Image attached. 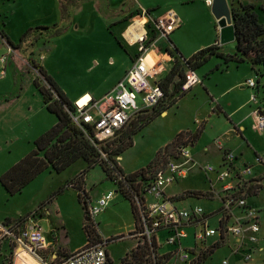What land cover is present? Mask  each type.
<instances>
[{
	"label": "rangeland",
	"instance_id": "374dc122",
	"mask_svg": "<svg viewBox=\"0 0 264 264\" xmlns=\"http://www.w3.org/2000/svg\"><path fill=\"white\" fill-rule=\"evenodd\" d=\"M88 1L89 0H79L80 7L78 8L80 9H75L72 19L65 24L62 23L60 16H58V18L53 17L56 6L52 0H0V26L5 24L8 30L12 33L16 34L25 26L42 22L49 24L52 28L54 26L62 25H65L68 28L65 35L54 38L51 37L50 39H47L45 36L42 38V41L39 42L40 44L38 48L39 50H46V48L49 49V51H43L42 53L45 54L46 60L44 61V58H41L39 55L35 56L37 60L34 56H31L30 59H28L30 55H27L26 60L28 61L29 66L27 67L28 69H25V73L27 72L26 75L21 74L24 71L23 68L27 65L26 60H23V58L18 54L16 55L20 59H17L15 55L12 56L13 52H11L10 55L8 54L9 58L7 62L6 75L4 77L0 76V99L17 96V94L21 92L22 82L24 81L25 84H28L35 76L37 77L36 81H38L40 85L48 87V83L42 77L39 70L34 66V63L39 66H41V64L44 67L46 66V69L50 71L51 75L55 78L58 84L71 94V92L77 93L91 91L94 88H96L98 92H104L111 80L115 78L116 72L122 70L126 65H130L131 61L135 60L134 58L138 54V47H130L127 44H124V40H122L123 37L121 35L124 34L135 22H139V24L144 25L149 23L152 25L153 30H155V25L151 21H156L157 19H150V17H148L150 11H147V13L144 14H141L140 10L134 11L133 6L137 0H123L118 6L112 7L113 9L110 8L111 10L108 11L110 13H112L113 10L114 12L116 11V13L112 14V16L110 15L111 17L115 15V22L111 24L108 23V25L106 23L107 17L101 15L104 11H99L100 8L95 7V10L100 13L99 16H92L91 12L82 10V7H84L82 4ZM260 1L261 0L255 1L256 6H259L261 3ZM95 2H97V4L104 5V8L108 6L107 0H99ZM157 3H159V8L153 11V17H158V15L162 13L164 14V12H166L169 8H175L177 0H142L141 3H138V6L141 8L140 4L147 6L155 5ZM208 9L214 19V25L209 23L205 8L200 4H192L191 6H183L180 8L182 15L187 18V25L177 29L175 33L171 35V41L174 44L175 42L179 44L183 53L176 44L175 46L182 55H188L199 45L207 43L210 38H212L213 32L215 31L218 23H216L217 20L211 12V7ZM132 10L134 12H132ZM257 13L262 15L259 11ZM262 20L264 22V14L262 15ZM76 26H78L79 29H76ZM3 35L5 34L0 31V39L4 38ZM115 37L122 43L125 50L120 48ZM160 44L162 45L163 51V58L160 63V67L162 72H164L169 65L168 57L164 52L165 44L170 46V43L167 39H165L162 40ZM34 47H36V43L32 48ZM233 47H235V45ZM229 49L230 48H226L225 50L229 51ZM159 51L160 49L157 48L156 52ZM22 52L24 53L23 55H25L28 51L26 52L22 50ZM109 56H112L116 61L113 66L108 64L107 59ZM94 59L99 62L98 66H95ZM214 63H216L215 60L198 68L197 74L201 76L204 72H207L212 66H214ZM220 63L225 71L222 74L221 72H216L215 74L210 75L206 83L208 88L215 92L216 96H221V93L225 91V88L236 86L234 87L236 90L232 88L228 91L226 97H221L222 101L224 103L229 102L234 105L237 103L248 104L250 90L246 87L242 89L239 84L244 82L243 80L247 79L248 75H252V79L256 82L259 81L261 85L260 91H257L259 92L257 96L259 101L258 103H255V108L258 104H262V102H264L263 65L258 66L256 70H252L251 73L250 70L252 66L247 62L240 65L231 63L227 69L224 68V63L222 61ZM16 67H18V69H16ZM183 69L185 71V68ZM16 71L19 75V85L18 87H11L9 86L10 77L13 78ZM172 91L174 92L171 93ZM171 92L161 103L162 106L160 108L165 106L168 107L183 97L178 95V89H173V86L171 87ZM211 106L212 101L209 94L203 87H196V89L189 93L187 97H184L178 107L171 108L166 116L157 117L142 131L138 132L131 138V141L133 140V146L126 150L121 157H114L118 166L123 170L124 175L140 173L142 170H145L146 173L150 170L154 171L159 164L163 163L167 159L166 157L169 155V152L174 149L172 147L176 145L173 144L171 147L172 149L166 151L165 148L167 146L164 147V144L169 140H173L176 136H174V134H176L177 130L180 128L192 130L196 127V125H198L199 120L209 119L206 117L211 113ZM153 115L154 113L151 110L147 112L144 111L134 115L132 120L139 116L136 118L138 122L136 126H139L142 122L146 121ZM142 118L143 120H141ZM222 119L226 121L223 117L210 121L207 133L202 137L196 149H193V152L195 153L193 157L196 162L199 161L204 165L210 164L216 168L218 167L219 155L222 150H225L226 148L224 143L226 140L224 136L227 135L228 129ZM132 120L126 126L124 131L128 132V129H131L129 126ZM136 120L134 122H136ZM32 127L34 129V126ZM182 133L184 134L180 137L179 142L176 143L183 144L186 141L192 140L190 139L192 132ZM125 140V142H127L128 138ZM216 141H219L222 144V150H219L215 143ZM261 141L264 142V139H261ZM235 142V144H239L236 140ZM107 145L108 144H101L97 149L101 151V149L105 148ZM24 150V147L20 145L14 146L13 149L2 147L0 149V174L13 165L22 156ZM225 151L227 153L230 152L227 148ZM103 158L104 160H107L105 155H103V157L101 156L102 160ZM79 167L80 165L76 164L73 168L71 167L72 169H68L67 172L65 171L64 174H56L53 170H48L24 188L21 193L15 196H10L0 183V221L4 220L3 215L5 214L11 216V220H16L19 212L23 215L27 212L29 213L33 211L28 215V217L33 216L34 222L40 226L42 224L41 227L44 228V233L48 234L47 224L51 222H53V224H60L59 219L52 215L51 217H44L43 222L40 223L39 218L36 217L41 215V210L43 209L40 204L43 202H51L53 197L56 208L54 213H59V217L63 219L66 224L65 227L69 232L66 237L65 235L59 237V244L65 245L69 250H73L76 247L84 245L87 238L85 231L82 228V222L84 219L83 210L79 198L77 197L76 190L69 188L68 183L66 188H64L60 194L57 193L63 182L70 176H73ZM85 168L86 164L84 165V169L74 178L72 182H76V180L80 178V175ZM197 173L199 172L194 167L189 179L175 184L173 188L168 190V194L177 193L184 189H191L189 191L193 192H197L193 189L207 190L206 192H197L198 195L196 197L194 195H188V198L198 197L200 200H191L187 204L190 203L191 206H201L207 214H213L216 210L222 207V202L219 199L214 201L207 200L208 198L213 197L217 190L213 188L212 191L209 192L210 185L207 180L211 178V175H208L206 180L205 174H200L198 176ZM195 176H197V178H194ZM88 182L90 185L89 195L94 202L93 204H95L102 195L110 191H117L116 185L107 179L99 164H94L93 168L89 170ZM76 184L78 185L77 182ZM250 185L252 184L250 183ZM84 186L85 178L83 182V187ZM189 191H186L185 193H188ZM54 194L58 195L54 196ZM251 203H253L252 205H254L255 208H263L260 216L261 232L259 234L258 244H251L246 241L247 244L244 248H255L253 251V258L261 263H264V191L261 193L259 198L253 199ZM50 210L52 212L54 211L51 207ZM28 217L25 219H19V222L16 223L15 241L11 238L3 241L5 243L9 242L13 251L17 249L19 244L23 246V244H21L18 240L19 232L27 226L26 220ZM218 218V214L210 218L209 221L212 228H217L219 226ZM95 221L96 224L99 225V232L103 235V238L112 239L106 247L113 261L112 264H130L133 261V259L131 260L132 255L136 253L135 248L131 250V248L135 246L136 241L131 240V234L127 236L129 230H131L135 224V219L131 212L130 202L120 193H117L114 199L110 202L109 206L96 218ZM85 224L86 221L84 226ZM89 224L92 225L91 222H89ZM98 225L96 227L91 226L96 231L97 235H99ZM136 227L139 228V224H137ZM186 231L188 238L182 240L183 248L187 250H195L196 228L194 226L188 227ZM215 240L221 241L219 236H217L214 241ZM207 246H210V244L208 243ZM237 246L238 244L233 237H227L225 241H221L220 244L211 247L208 250L211 252L214 248L218 247L216 249V253L207 261V264H221L224 258L232 257L234 255L233 252ZM5 247H7L5 244L0 246V264H16V262L21 261L19 257L22 253L21 250L15 253V251H9L8 249H5ZM54 249L59 251L60 249L65 248L57 246ZM209 253H207V255ZM23 254L26 255L25 253ZM40 255L46 258V249L42 250ZM242 257L243 256L241 254L240 258L243 260ZM32 259L34 260L33 257ZM142 260L145 263H151V253H147L144 257H142ZM203 260L204 258L202 257V259L195 264H203Z\"/></svg>",
	"mask_w": 264,
	"mask_h": 264
},
{
	"label": "built area",
	"instance_id": "2783aa9c",
	"mask_svg": "<svg viewBox=\"0 0 264 264\" xmlns=\"http://www.w3.org/2000/svg\"><path fill=\"white\" fill-rule=\"evenodd\" d=\"M206 3L208 6L212 5L210 0H206ZM153 23L155 37L148 33L144 24L139 25V32H135L136 29L129 36L134 40L133 45L138 47V54L114 89L101 99L85 94L73 103V111L69 112L72 122L87 134L91 130L93 133L91 140L97 147L101 144L112 143L134 115L152 110L166 99L164 87L154 82L160 71L157 65L150 60V56L151 51L156 49L157 41L169 39L170 34L181 27V21L173 10H168ZM8 48V53L0 58L1 77L6 75V64L12 52V49ZM182 65H185L183 59ZM177 81H179L177 89L180 96L202 84V79L196 70L188 66L185 67L183 78ZM246 86L255 89L257 83L249 80ZM251 102L258 103L256 94L251 96ZM252 115L257 131L264 135V107L258 104ZM215 143L219 150H222V144L219 141ZM223 157L225 169L218 171L213 165H201L196 162L188 144L176 147L155 169L148 185L141 190L139 196H136L140 229L136 227L134 234L150 247L152 264H195L209 253L208 250L211 247L225 241L230 236L237 241L238 251L243 248L246 241L258 244L261 232V212L249 206L246 196H240V191L231 190L232 186L223 187L227 194L223 197L222 207L218 212L219 226L217 228H212L209 221L217 214H207L202 207L198 206L179 208L180 200H175L178 197L166 196V189L187 180L194 167L206 176L216 174L219 182L236 178L242 184L246 183L247 178L252 175V169L244 167L242 170L235 171L233 166L235 155L224 150ZM257 163L264 166V155L257 157ZM116 192L110 191L102 195L95 204L90 203L87 197L85 198L87 222H91L93 227L97 226L96 218L109 206ZM236 208L242 210V216L234 217V221L231 222L230 217ZM26 224L27 226L20 230L18 238L23 246L19 244L17 248H22L38 264H111L106 247L112 239L95 240L67 254L62 259L47 260L40 255L45 249L43 228L34 222L33 216L28 217ZM15 225L16 223L7 224L0 221V243L8 238L16 240ZM192 226L196 228V249L187 250L183 248L182 240L188 238L186 230ZM217 236L221 241H212ZM208 243L210 246H207ZM242 256L243 260L248 263L252 259V248L244 252ZM222 264H229V262L225 259Z\"/></svg>",
	"mask_w": 264,
	"mask_h": 264
},
{
	"label": "crops",
	"instance_id": "0c3cea01",
	"mask_svg": "<svg viewBox=\"0 0 264 264\" xmlns=\"http://www.w3.org/2000/svg\"><path fill=\"white\" fill-rule=\"evenodd\" d=\"M52 1H53L54 5L56 6V9L53 13V17L58 18V16H60V19L62 20L61 0H52ZM95 1H99V0H89L88 2L82 4L84 6V7H82V10L83 11L86 10V11L91 12L92 16H94V15L99 16L100 13H98L95 10V7L100 8L99 11H102V10L104 11L103 14H101V15L107 17L106 23L107 24L108 23L109 24L114 23L116 17H114L115 15L113 17H111V16H112V14L116 13V11L114 12V10H113L112 13H110L108 11L113 9L112 7L118 6L121 3V1H123V0H107L108 6L106 8H104V5L97 4V2H95ZM227 1H228L229 5L231 6L233 4V2L235 3V2L241 1V0H227ZM73 2H74L75 6H71V5L68 6L69 18L66 21V23H68L70 21V19H72L74 10L77 9L78 7H80L79 0H73ZM137 2L141 3L142 0H137ZM137 2H135V5L133 6L134 11L140 10L141 14H144V13H147V11H150L149 12L150 14L148 15V17H150V19H158L159 17H161L163 15V13H162V14H159L158 17L152 16L153 11H155L156 9L159 8V3H157L155 5H147V6H143L142 4H140V6H141V8H140L138 6ZM192 4H200L201 6H204L205 12L208 16L209 23L214 25V19L211 16L210 11L208 9L211 6L207 5L206 0H177L176 7L175 8H169V9H167V11L173 10L177 14L179 20L181 21V27L180 28H182L183 26L185 27L187 25V18H185L182 15L180 8L183 6H191ZM260 4H259V6H260ZM259 6H256V12L259 11L263 15L264 12L259 10ZM78 9H80V8H78ZM141 9H142L143 13H142ZM134 11L132 10V12H134ZM164 14H165V12H164ZM262 15H259V18H260L261 22L264 23L262 20ZM109 17H110V19H109ZM73 22H74V20H73ZM151 22H153V21H151ZM216 23H217V21H216ZM54 25H56V24H54ZM139 25H140L139 22H135L133 25H131L129 27V29L124 34L121 35L123 37L122 40H124V44H127L130 47H137L136 45H133L134 40L130 39V37L128 36L127 33L133 27H135L134 31L137 28V31H135V32H139L138 31ZM37 27H51V26H49V24L44 23V22L37 23V24L25 26L20 32H17L15 34V33H12L10 30H8V28L5 26V24H2L0 26V31H2L5 35H3V37H4L3 39H0V58L8 53L9 48L7 46L10 45L9 42L12 43L14 46H17L19 44L22 36L28 30L34 29ZM76 29H79V27L76 26ZM67 31H68V28H67L66 32ZM175 31L170 34V36H169L170 40L167 39L168 42L170 43V46L168 44H165V51L164 52H165V55L168 57V60H169V63H168L169 65H168V68L166 69V71L162 72L161 67H160V63H161L162 58H163V56H162V52H163L162 51V45L160 44V42L162 40H165V39H159L156 43V49L159 48L160 49L159 52H156V49H153L151 51L152 55L150 56V60L153 61L157 65L158 71H160L158 78L154 82H157L159 84H162L163 82H165L166 78L170 75V73L174 69H176L175 58H177V60L182 64V57L185 59H190L193 55H195L199 51L206 49L208 47H211V46H218L220 49V52L224 55H233L235 53V48H236V42L235 41L227 43L225 45H221V43H220V29L217 25L215 28V31L213 32L212 38H210V40L207 43L199 45L196 49H194L188 55L183 54L184 55L183 56L175 46V44H176L178 46V48L180 49V51H182V48L179 46V44L177 42H175V44H174L171 41V35H173L175 33ZM66 32L63 35H65ZM3 41H5V42H3ZM40 41H42V39ZM39 42L36 43V47H34V48L31 47V49H28L29 51L27 50L28 52L26 51L27 53L25 55H23L24 53L22 52V50H23L22 48L19 50H14L12 48V52H13L12 56L15 55V57L17 59H20L16 55V54H18L23 58V60H26L27 55H30L28 59H30L31 56H34V58L36 59L35 56L39 55L41 58H44V61H45L46 60L45 54H42V53H43V51H49V49L46 48V50H43V49L39 50V48H38L39 44H40ZM4 43H6V44H4ZM234 45H235V47H233ZM173 48H174V50H173ZM175 48L178 50V52L176 51ZM226 48H230L229 51H231V52L226 51L225 50ZM170 52L173 55H170L169 54ZM182 53H183V51H182ZM94 60H95V62H94L95 66H98L99 62L96 59H94ZM213 60H215L216 63H214L213 64L214 66H212L207 72H204L201 76L199 75L203 82L201 85L196 86V87H203L211 98V101H212L211 113L206 117L209 119L199 120L198 125H196V127L192 130L180 128L179 130H177V132H176V134H174V136L175 135L177 136L182 132H192V134H194L197 131L200 132V136L198 139L186 141L188 146H189V150H190L191 154L194 156L195 153L193 152V149L194 148L196 149V147L199 144V142L201 141L202 137L207 133L208 125H209L210 121L213 119H215V120L220 119L221 117L225 118L226 121L223 119L222 120L225 122L228 129H227V135L224 136V138L226 140L224 143H225V147L227 148V150H229L232 154L235 155V159L233 162V166L235 168V171L242 170V169H244V167H250L252 169V175L247 178V182L244 184H242L236 178H230L224 182H219L217 180L216 174H212L211 178L209 180H207L208 176H206V180L209 182L208 184L210 185L209 186L210 187L209 192L212 191L213 188L217 190V192L214 194V196L208 198L207 200L208 201H214L216 199H219L222 202L223 197L227 194L224 191L223 187L226 185H230L233 187V189H231V190L240 191V196L245 195L247 198L248 205L255 208L254 205H252L253 203H251L252 200L259 198L261 193L264 191V183H263V181H264V178H263L264 177V166L257 163V157L264 155V142L261 141V139H264V135L259 133L255 127V122H254L252 113L258 107V105L255 108V104L251 102V96L253 94H256L258 96L259 92H257V91H260L261 85H260L259 81L256 82L254 79H252V75H248L247 76L248 78L243 80L244 82H241L239 85H241L242 89H244L246 87L247 89L250 90L249 91L250 96L248 94V96H249V100H248L249 103L248 104L249 105L244 104V103H239V104L237 103L235 105L231 104L229 102L224 103L222 101L221 97L222 96L226 97V94L232 88L236 90V88H234L236 86H232L230 88H225V91H223L221 93V96H219V97L216 96L215 92H213L212 90H210L208 88L206 83L209 79V76L212 74H215L216 72H221V74H222L225 71V70H223L221 63H220L221 61L223 62L222 59L217 58V57H212L208 63L212 62ZM107 61H108V64L110 66H113V64H115V62H116L112 56H109ZM133 61H131L130 65H126L122 70H119V68H118L119 71L117 70L118 72H116L115 78H113L111 80V82L105 88L104 92H98L97 89L94 88L91 91L77 92V93L71 92V94H70L66 90H64L62 88V86H60L58 84V82L55 80V78L51 75L50 71L46 69L47 68L46 66L44 67L41 64V67L55 81V83L58 85V87L64 92L68 101L71 103H74L78 98H80L81 96H83L85 94H89L95 99H101L102 97H104L105 95L110 93L114 89V87L118 84V82L120 80H122V78L124 77L126 72L131 67V64L133 63ZM26 62H27V65L23 68L24 71L21 73L23 75L27 74V72L25 73V69H28L27 67L29 66V63L27 60H26ZM218 67H221V68L217 69ZM0 68H1V66H0ZM6 69H7V64H6ZM16 69H18V67H16ZM196 72H197V70H196ZM250 72L252 73V68H251ZM36 78H37L36 76L34 78H32L28 84H25L23 81L21 84V92H19L17 94V96L11 97V98L0 99V149L2 147H8V149H13V147L16 145L23 146L25 149L22 156L13 165H11L9 168H7L4 172H2L0 174V178L5 173H7L12 167H14L17 163H19L26 156H28L30 153H32L35 150L34 142L39 137H41L43 134H45L50 129H52L58 123L57 117L55 115L51 114L50 112H48V110L46 109V106H45L44 100H43V96L40 93V91L38 90V88L35 86ZM175 79L178 80L179 78L176 77ZM249 80H254L257 83V88L251 89V88L247 87L245 84ZM18 85H19V75L16 71L14 77L13 78L10 77L9 86L18 87ZM25 85H27V86H25ZM196 87H194L187 94L183 95V97H181L176 103H174L160 117L166 116L168 114V111L171 108L178 107L180 105V103L182 102V100L184 99V97L185 96L187 97V95L189 93H191L193 90H195ZM258 101H259V99H258ZM260 106L264 107V102H262V104L260 103ZM32 126H34V129ZM174 139L175 138H173V140ZM173 140H169L168 142H166L164 144V147H166ZM235 140L237 142H239V144H235L236 143ZM226 148H225V150H226ZM223 151L224 150H222V152L219 155L218 167L217 168L215 167L218 171H222L225 169ZM81 162L82 161H78L74 165L71 166L73 168L76 164L80 165L79 169L75 172V174L73 176H70L68 179H66L59 189L66 188L68 183L70 184L74 180V178L77 175H79V173L84 169L85 164L83 162L82 163ZM197 162L199 164H201V162H199V161H197ZM201 165H204V164H201ZM205 165H207V164H205ZM71 167L68 169L69 170L72 169ZM68 169H66L65 171L67 172ZM65 171L60 173V174H64ZM197 171L199 172V173H197L198 176L200 174L201 175L204 174L201 171H199L198 169H197ZM44 173L45 172H43L41 175H43ZM41 175H39L37 178H39ZM194 178H197V176H195ZM88 183L89 182H88V174H87L85 177V186L83 188L87 194V198L90 200V203H91V201H92V203H94L93 200L90 198V195H89V189H90L89 186L90 185ZM250 183L252 185H250ZM174 186L175 185H172L166 189V196L167 197H180V196H183L186 191L191 190V189H184V190L177 192V193L168 194V190L173 188ZM256 187H258V189L256 190L257 194L254 193V190H252ZM193 190H195L197 192H206L207 191V190H198V189H193ZM76 194L78 197V195H79L78 191H76ZM116 195H117V193H116ZM83 196L84 195H82V197ZM196 199L200 200V199H198V197L197 198H191L190 197V198L180 200V202L178 203L179 208L197 207V206H191L190 203L187 204L189 201L196 200ZM80 204H81V207L83 210L84 219L82 222V228L84 229V223H85V221H87V216L85 215L84 208H83L84 205H86L84 198L82 199V202H80ZM40 205H44L42 207L43 209L41 210V215L36 217V218H39L40 223L43 222L44 217H51L52 215L56 216V218L59 219V222H60V224H53V222L47 224L48 234L45 233V249H46V256H47L46 259L47 260L62 259L67 254H70L76 250H79L80 248H82L88 244V240L86 239V242L84 243V245L76 247L73 250H69L65 245L59 244V237L60 236L62 237L64 235L66 237V235L69 234V232H68V229L65 227L66 226L65 222L63 221V219H61V217H59V215H58L59 213L58 214L54 213L56 211L55 201L52 200L50 203L43 202ZM50 207L53 208V210H54L53 212L50 210ZM198 207H201V206H198ZM255 209L259 210L262 213L263 208L256 207ZM219 210L220 209L216 210L213 213V215L218 214ZM32 212L33 211H31L29 213L27 212L26 214H23V215L21 214V212H19L18 218L16 220H11L10 219L11 216L5 214V215H3L4 220L1 222L7 223V224L17 223V222H19L18 221L19 219L27 218L28 215L31 214ZM131 212H132V210H131ZM205 213H206V211H205ZM237 213H239V214H237ZM241 216H242V210L236 208L235 210H233L232 217H230V219H231L230 221L233 222L235 219L234 217L239 218ZM60 219H61V221H60ZM41 226H42V224H41ZM43 230H44V228H43ZM136 230H137V228L134 224L133 228L131 230H129V233L127 235V236H129V234H131L132 235L131 240L136 241L135 246L132 247L131 250L136 248L139 243H141V244L143 243V241L139 237H137V235L134 234V232ZM98 232H99V225H98ZM99 235H100L101 239H105V238H103V235L100 234V232H99ZM46 240H47V242H46ZM212 241H214V240H212ZM3 244H5V246H7V247H5V249H8L9 251H13L11 249V245L9 242H6V243L1 242L0 246ZM246 244H247V242L243 245V248H241L240 251H238L239 246H237V248L233 252L234 255L232 257L224 258L223 260H225V259L228 260L229 264H264V263H261V262L255 260L253 258V251L255 250V248L252 249V259L248 263H246L244 260H242L240 258L241 254L243 255L244 252H247L250 250V249L244 248V246ZM57 246H62L65 249H60L59 251H57L56 249H54ZM20 250L22 252L19 256L21 261L16 262V264H38L35 259L33 260L32 257H30V255H27V253L25 251H23L22 249H20L19 247L17 249H15L14 251L16 253ZM53 250H56V251H53ZM23 253H25L26 255H24ZM215 253H216V250L212 255H214ZM212 255L210 254L206 260L204 259L203 264H207V261L212 257ZM108 256H109L110 262L112 264L113 261L109 255V253H108Z\"/></svg>",
	"mask_w": 264,
	"mask_h": 264
},
{
	"label": "trees",
	"instance_id": "16d2710c",
	"mask_svg": "<svg viewBox=\"0 0 264 264\" xmlns=\"http://www.w3.org/2000/svg\"><path fill=\"white\" fill-rule=\"evenodd\" d=\"M255 1L256 0H241L232 4L231 13L236 36L235 53L233 55L227 56L220 52L218 46H211L199 51L190 59H185L182 57L185 65H182L177 60V58H175L176 69H174L166 78V81L161 84L166 91V98L171 92L172 86L173 89L178 88L179 81H177L175 78H183V68L188 66L193 70H197L198 68L207 64L212 57L222 59L225 69H227L231 63L240 65L247 62L251 64L252 70H256V68L260 65L264 66V23L261 22L259 15L256 12ZM260 2L261 4L259 6V10L264 12V0H261ZM69 5L75 6L73 0H61L62 23H66L69 18ZM146 28L148 33L152 37H155L152 25L148 23L146 24ZM66 30L67 27L65 25L54 26L53 28L37 27L28 30L22 36L17 46H14L10 42L9 44L14 50H19L22 48L24 51H27L33 47L35 43L39 42L44 36L47 39H50L51 37H58L63 35ZM115 39L120 48L125 50L122 43L116 37ZM176 51L178 52L177 49ZM170 54L172 53L170 52ZM34 66L39 70L42 77L48 83V87H45L36 81L35 86L43 96L46 109L48 112L57 117L58 123L34 142L35 150L32 153L17 163L0 178L1 185L10 196H15L21 193L24 188L31 184L43 172L53 170L54 173L60 174L66 169L70 168L76 162L82 161L86 164V168L81 173L80 178L76 180L78 185L76 182H71L69 184L70 188L78 191L79 200L82 202V199L87 197V194L83 188L84 178L88 174L89 170L93 168L94 164H99L107 179L116 185L117 193H120L130 202L131 210L135 219V226H137L140 221V215L136 204V196H139L141 190H143V188L148 185L155 172V169L154 171L150 170L151 172L147 171V173L145 170H142L140 173L124 175L123 170L118 166L114 157H121L126 150L133 146V140L131 141V138L134 137L138 132L142 131L150 123H152L157 117H160L173 104L163 108H160L162 106L160 104L153 108L151 111H153L154 115L142 122L139 126H136L138 123L136 118L140 115L137 116L132 120L129 126L131 129H128V132L124 131L126 129L125 128L119 134L116 140L99 151L97 149L98 147L95 146L91 140L93 138L92 131L89 130L87 134L72 122L69 112L73 111V103L68 101L64 92L58 87L55 81L41 66L37 65L36 63H34ZM217 69H220V67ZM173 92L174 91L171 93ZM135 120L136 122H134ZM141 120H143V118ZM183 134L184 133H180L177 135L173 142L167 145L165 150L169 151L172 148L175 149L176 147H179L183 144H187V142L183 144L176 143L179 142L180 137H182ZM199 136L200 132L197 131L194 134H191L190 139L195 140L198 139ZM126 138H128L127 142H125ZM173 144L176 145L173 146ZM173 150H171L169 154ZM103 155L106 156L107 160H104V158L103 160L101 159V156L103 157ZM256 188L258 189V187ZM256 188L253 190L254 193L257 194ZM62 191L63 188L59 189L57 193L60 194ZM58 194H54V196ZM82 195L84 196L82 197ZM188 195H194L196 197L198 193L189 191L188 193H185L184 196H180L175 200L179 201L186 199L188 198ZM53 199L54 198L52 197V200ZM43 206L44 205H42V207ZM83 208L85 215L87 216L86 205H84ZM91 226L92 225L86 221L84 231L88 243H92L95 240L100 239L99 235L96 234V231ZM217 248L218 247L214 248L210 254L212 255ZM135 251L136 253H134L131 257V260L133 259V261L130 264H148L142 260V257H144L147 253H151L150 247L147 244L139 243L135 248ZM209 255H205L204 259L206 260ZM149 264H152V261Z\"/></svg>",
	"mask_w": 264,
	"mask_h": 264
},
{
	"label": "water",
	"instance_id": "95a60500",
	"mask_svg": "<svg viewBox=\"0 0 264 264\" xmlns=\"http://www.w3.org/2000/svg\"><path fill=\"white\" fill-rule=\"evenodd\" d=\"M211 12L220 29V43L225 45L236 41L235 28L232 20L231 6L227 0H210ZM8 47H11L10 45ZM12 48V47H11Z\"/></svg>",
	"mask_w": 264,
	"mask_h": 264
},
{
	"label": "bare ground",
	"instance_id": "6f19581e",
	"mask_svg": "<svg viewBox=\"0 0 264 264\" xmlns=\"http://www.w3.org/2000/svg\"><path fill=\"white\" fill-rule=\"evenodd\" d=\"M209 2V1H208ZM210 3V2H209ZM138 27V26H137ZM134 28L135 27H133V28H131L129 31H128V36H130V35H132V33H134ZM137 29V28H136Z\"/></svg>",
	"mask_w": 264,
	"mask_h": 264
}]
</instances>
